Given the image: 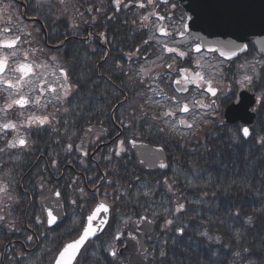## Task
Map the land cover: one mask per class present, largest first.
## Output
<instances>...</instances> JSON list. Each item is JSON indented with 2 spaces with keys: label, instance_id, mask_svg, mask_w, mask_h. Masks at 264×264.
Returning a JSON list of instances; mask_svg holds the SVG:
<instances>
[{
  "label": "trees",
  "instance_id": "obj_1",
  "mask_svg": "<svg viewBox=\"0 0 264 264\" xmlns=\"http://www.w3.org/2000/svg\"><path fill=\"white\" fill-rule=\"evenodd\" d=\"M85 1L97 10L89 18L90 31L73 30L52 4L42 9L33 4L30 10L43 18L47 44L37 26L31 29L34 37L45 57L67 68L72 90L49 124L25 125L29 147L0 152V178L11 180L14 189V202L0 211L6 217L0 221V264H51L100 195L109 198L111 219L75 264H127L118 249L116 257L110 254L111 246L121 245L117 228L142 216L155 222L145 238L147 264H264V143L259 142L264 67L256 85L262 99L248 139L239 123L222 118L177 136L157 120L147 102L151 78L139 71L158 53L145 9L130 0L117 9V0ZM103 139L111 144L94 152ZM131 139L163 147L168 169H147ZM121 140L125 150L117 155ZM83 187L88 189L84 201L78 190ZM56 190L67 216L48 227L43 201Z\"/></svg>",
  "mask_w": 264,
  "mask_h": 264
},
{
  "label": "snow or ice",
  "instance_id": "obj_2",
  "mask_svg": "<svg viewBox=\"0 0 264 264\" xmlns=\"http://www.w3.org/2000/svg\"><path fill=\"white\" fill-rule=\"evenodd\" d=\"M148 2L149 4H151L153 0H148ZM60 3L63 4L64 0H60ZM140 6L144 7L143 4H141ZM156 15L158 16V19L160 21L165 20V16H160L159 14ZM143 19L148 20L149 17L145 16L143 17ZM157 30L162 35H170V33H168L163 28H158ZM28 35H30V33ZM0 36L4 37L3 39H0V99L4 101L3 107H0V112H3L5 115H7L11 110L19 109V115L23 116L24 109H26L28 106L43 108L47 106V103L51 102L42 100L41 95H33V93L35 92H39L41 94L50 92L51 94H53V98L57 101L65 99L70 94L72 85L68 82L69 73L66 67H58V75L60 78H62V82L61 79H57L56 81L58 88L51 87V85L47 81H45V86L40 87L36 82L42 78L41 73L38 71V69L41 68L42 65L29 59L31 52L29 49L24 47V45L28 43V41L23 39L22 35L19 34L17 30H14L11 26L0 29ZM145 43L148 42L145 41ZM163 50L168 53H176L179 57H185L187 55V53L179 51L177 48L169 47L167 43L163 44ZM195 51H201L200 47L197 46ZM52 59L55 60L56 58L53 57ZM167 67L171 69L172 65L169 64L167 65ZM197 67H199V64H197ZM10 72L14 75V80L9 78L8 73ZM140 72L147 74L144 68H141ZM179 72L181 73V79L175 80V84L180 85L183 80L185 84L194 83L198 88L203 85L204 92L210 93L212 96L217 95L218 90L213 86V81L211 79H205L204 74H202L201 72L197 71L194 75H188L187 73H189L190 70L187 68H181L179 69ZM256 75L257 74L255 73V69L253 68V74H245L242 77L240 83L252 84ZM183 90L187 91V88L185 87ZM171 99L173 98H169V100ZM189 104L192 105L191 108L189 107ZM203 106L204 104L202 101H189L187 103H181L180 101L175 102L176 109L181 113H190L196 107ZM162 117L174 118L176 117V111L165 107L162 113ZM164 122L169 124L173 128L177 125H183L188 129H192L195 123L194 121L192 123H189L184 119H165ZM47 123H50L48 115L37 116L33 113L28 115L25 120L20 123L16 122L13 119H8L6 122L0 123V132L7 133L8 130L16 132L17 135L13 138V140L7 142V147L9 149H24L29 147V141L25 136L19 134V128L25 125H44ZM89 131H91V129H89ZM241 131L244 138H248L252 135V132L248 127H244ZM259 142L264 143V137L260 138ZM130 143L135 145V140L130 141ZM124 145L125 141L121 140L118 146L119 150L116 153L117 155L120 154V151L125 150ZM71 147V144H69L68 148L71 149ZM2 151H4V149H0V152ZM161 151H163V149H161ZM11 183V180L0 178V211H3L10 202H14V189H12ZM41 187H43V185H41ZM79 191L81 194L84 193L83 188H80ZM56 195L60 196V193L57 192ZM75 202L76 201L74 200L73 203ZM182 208L183 205H179L177 211ZM109 210L110 208L104 203H99L95 207L93 214L87 217V226L83 228V232L80 237L74 242L64 246L63 250L60 251L59 255L56 257L54 264H73V261H75L76 257L80 254V249L84 247L85 242L88 241L91 237L95 236L96 232L99 231V229L95 228L93 221L99 219L101 223L105 222L103 216H97V214L101 212L108 213ZM47 216V223H56L57 216L53 215L52 211L49 210L47 212ZM5 219L6 217L4 215H0V221H3ZM143 219L145 221L147 220L146 217H144ZM37 221L40 222L39 217H37ZM168 223L171 224L172 221H168ZM179 231L182 233L183 229H180ZM204 235L207 234L204 233ZM115 238L120 239L119 236ZM27 239L31 240L32 237L29 236ZM110 254L113 257H116L117 251L113 248Z\"/></svg>",
  "mask_w": 264,
  "mask_h": 264
},
{
  "label": "water",
  "instance_id": "obj_3",
  "mask_svg": "<svg viewBox=\"0 0 264 264\" xmlns=\"http://www.w3.org/2000/svg\"><path fill=\"white\" fill-rule=\"evenodd\" d=\"M174 1L178 2L184 9L186 33L193 39L199 40L197 46L200 47L201 51L204 49L208 52H217L218 55L227 60L237 57L239 53L246 52L247 44H253L257 47L258 52L264 55V0ZM254 104L255 96L242 91L238 99L227 109L225 114L227 121L230 123L241 121L246 125L253 124L255 113L250 111V107ZM181 126L188 129L183 125ZM132 146L136 149L141 162L147 164L148 168L167 169L166 154L165 151H161L162 148L136 142ZM45 207L47 212L50 210L53 215L57 216L56 223L64 217L62 203L58 197L48 199L45 202ZM94 209L90 215L93 214ZM97 216H103L105 222L101 223L99 219L93 221L95 228L99 229L96 235L102 232L105 227L109 212H101ZM153 226L150 220H144L141 229L150 232ZM141 242H143L142 238ZM141 251H144V247L141 248ZM121 252L130 254L129 264H146V261L136 254V249L130 246Z\"/></svg>",
  "mask_w": 264,
  "mask_h": 264
},
{
  "label": "rangeland",
  "instance_id": "obj_4",
  "mask_svg": "<svg viewBox=\"0 0 264 264\" xmlns=\"http://www.w3.org/2000/svg\"><path fill=\"white\" fill-rule=\"evenodd\" d=\"M34 1L38 3H45V2L48 3L50 0H34ZM137 1L142 4H146L145 0H137ZM75 7H76V4L72 6L71 10H73ZM154 10H155L154 5H152V8L148 9L149 13L154 12ZM1 13L4 19L6 18L11 19V17H8V16H12V19H14L15 17L14 22L17 23L16 27L19 31L18 32L19 34L22 33V30L26 28L25 25L22 24L21 22L22 18L18 16V13L16 12V8L12 6V2L3 3V1L0 0V14ZM69 19L72 25L76 22H79L76 17L71 16V18ZM1 20L3 19L1 18ZM14 22L11 25H8L6 22L5 27L11 26L13 28ZM160 24H161L160 21H153L151 25V28H153L152 37L154 41H156V44L163 46L164 43H167L169 47L177 48L179 51L187 53L185 58H191L195 64H199V69L202 70L209 79H211L215 83L223 85L222 90L225 91L226 90L225 85L227 82V74L224 72V66L218 61H216L217 59L215 57H213L211 61L208 59L204 60L203 56L197 57V55L194 53V50H193L194 44L192 40L177 39L179 34L183 33L182 25L178 26L177 21L170 19L164 22V24L167 25L168 29L174 33L168 38H161L159 36L157 29L159 28ZM21 35L23 39H25L26 41L29 40L28 43L24 45V47L29 49L31 52L29 59L42 65V67L38 69V71L41 73L42 78L36 82L37 85H39V83L45 84V81H47L51 85V87L53 86V87L58 88V85L56 83L57 79H60V77L57 78L58 71L56 69L58 66V63H57L58 60L52 59L51 62H49L45 59V56L43 55L44 53L43 48L40 46V44L37 41L34 40V38H36L34 37L36 36L34 33H31V38L29 37L28 34H21ZM3 38L4 37L0 36V39H3ZM158 57H162V58H158ZM158 57L152 60L151 63H148L141 67V68H144L146 66L144 69L146 70L147 74L140 72L143 76H146V77L147 76L155 77L157 74H159L157 75V80L152 83V88L149 93V101H150L149 103L151 107L153 108L152 110L153 113L156 114L159 121H161L165 126L169 127L170 130L173 131L176 135L187 136L190 134L188 130L187 131L180 130L179 125L173 128L169 124L165 123L164 120L165 119H171V120L186 119L188 122H191V123L194 121L195 122L194 125L198 127L204 122V119L206 116L216 113L215 112L216 108L215 107L213 108L209 104L208 99L206 98L204 93H201V90L193 91L191 94L190 93L186 94V96L175 93L174 88H173V78L177 72V68H176L177 63L178 61H181V59L183 58L178 57L174 53H168L166 51H163ZM258 59L259 58L256 55H250L248 57L243 58L239 62H237L235 65L237 67V77H243L245 74H249V75L253 74V65L249 63H253L255 65V61ZM169 64L172 65L171 69L167 67V65ZM254 69H255V73L258 74L259 72L258 66L257 67L254 66ZM8 76L10 79H13V80L15 79L14 75L11 72L8 73ZM33 95H38V92L33 93ZM169 98H173V99L169 100ZM42 100L51 101L50 103H47L46 107H43L41 109L42 111H46V112H50L51 108L54 107L57 103V100L53 98V94H51L50 92H45L44 98H42ZM176 101H180L181 103H187L189 101H202L204 104V107L210 108L212 112H209L206 114V113H200L199 111H195V109H193L194 112L192 111V113L189 116L182 117L183 116L182 113L179 112L175 107ZM165 107L171 110H175L176 117L163 118L162 113ZM189 107H192V105L189 104ZM196 108L199 109V107H196ZM19 112L20 110L16 109V113L19 119L21 117L25 118L28 115L33 114V113L37 116L39 115L35 107H32V106H28L26 109H24L23 116L19 115ZM3 117H4L3 121H5V118H6L5 114H3ZM10 131L11 130H8V132ZM14 134L17 135V133H14Z\"/></svg>",
  "mask_w": 264,
  "mask_h": 264
},
{
  "label": "flooded vegetation",
  "instance_id": "obj_5",
  "mask_svg": "<svg viewBox=\"0 0 264 264\" xmlns=\"http://www.w3.org/2000/svg\"><path fill=\"white\" fill-rule=\"evenodd\" d=\"M165 1V3H170V0H164ZM250 50H251V48H250ZM190 70V72L189 73H187L188 75H193V73H192V70L191 69H189ZM178 78V77H177ZM184 83V82H183ZM192 85H194V83H192ZM213 86L214 87H216L217 88V90H218V92H217V94L220 92V89H219V87H217L216 85H214L213 84ZM203 87V85H201V87H197L198 89H200V88H202ZM214 101V100H213Z\"/></svg>",
  "mask_w": 264,
  "mask_h": 264
}]
</instances>
